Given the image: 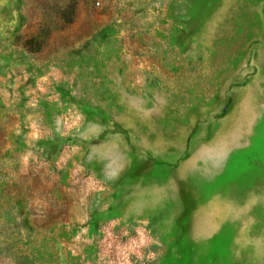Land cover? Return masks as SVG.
Segmentation results:
<instances>
[{"label": "rangeland", "instance_id": "obj_1", "mask_svg": "<svg viewBox=\"0 0 264 264\" xmlns=\"http://www.w3.org/2000/svg\"><path fill=\"white\" fill-rule=\"evenodd\" d=\"M0 264H264V0H0Z\"/></svg>", "mask_w": 264, "mask_h": 264}]
</instances>
